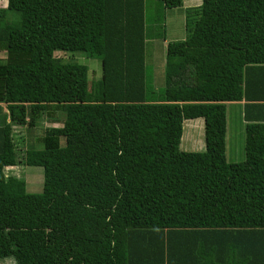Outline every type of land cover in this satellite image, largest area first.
<instances>
[{"label": "trees", "instance_id": "16d2710c", "mask_svg": "<svg viewBox=\"0 0 264 264\" xmlns=\"http://www.w3.org/2000/svg\"><path fill=\"white\" fill-rule=\"evenodd\" d=\"M145 6L7 0L0 8V260L182 264L231 247L234 261L264 264V0L188 8L186 39L166 48L162 89L152 71L148 83L147 47L165 37L148 32ZM58 50L99 57L102 77L91 85L88 66L60 62ZM243 100L251 123L245 160L234 163L226 103ZM59 106L61 122L50 116ZM45 116L62 126L20 155L13 127ZM200 118L206 151H182L185 121ZM19 165L44 169L41 193L6 175Z\"/></svg>", "mask_w": 264, "mask_h": 264}, {"label": "rangeland", "instance_id": "374dc122", "mask_svg": "<svg viewBox=\"0 0 264 264\" xmlns=\"http://www.w3.org/2000/svg\"><path fill=\"white\" fill-rule=\"evenodd\" d=\"M7 7V0H0V8ZM146 14V25L148 27V32H153L157 34V37L162 35L161 37L167 36L168 40H181L182 38H186L187 34L184 32L183 34L178 35V37H174L172 30L170 29L169 22L175 16L180 20V29L182 30V25L185 21V10L186 8H175V9H166L161 1L159 0H146L145 6ZM167 17V20H166ZM178 20V19H177ZM168 26V27H167ZM156 37V38H157ZM162 39L156 41L157 47L155 53L156 65L152 69L151 60L148 61L149 68H147L148 75V83L151 84V71H155L152 75V81L157 87L159 85L160 89L165 86V78L163 68L165 67V61L161 64V59L166 56V49L161 48ZM155 47V42L151 43V46ZM161 45V46H160ZM166 48V47H165ZM147 55L150 57V52L152 51L150 46L147 47ZM165 54H164V53ZM55 57L60 62L63 63H78L82 65H86L89 68V82L92 85L97 82L102 77V62L99 57H92L86 54L85 52H66L58 50L55 52ZM1 58V56H0ZM148 59V56H147ZM165 59V58H164ZM154 86V87H155ZM228 117H229V134H228V145L233 142L236 145H239L240 149H242L243 156L240 160L236 162H242L245 160V142H246V131L243 129L241 124L242 119H237V121L233 122L230 120V117L233 118L234 112L233 108L238 106L228 105ZM52 114V116H51ZM50 116L58 119V121H62L64 119V114L62 108L56 107L51 111ZM239 114H236L238 117ZM47 116L39 119L35 126L30 128L29 124H25L23 126L17 125L13 127V139L16 144V149L20 153V155H24L27 149L36 148L40 149L42 147L40 138L44 136V131L47 127H49L50 122L47 120ZM234 119V118H233ZM204 119H196V120H188L184 123V133L182 137V145L181 150L185 152H205L206 151V140H205V128ZM47 121V122H46ZM234 123V126H233ZM54 127H61V123L52 124ZM195 128V130H193ZM232 135V137H231ZM235 137V138H234ZM234 156L229 155L228 161L232 162ZM237 160V159H236ZM234 162V163H236ZM5 173L7 176H14L17 178H23L26 181L27 191L29 193H41L43 191L44 186V169L42 167H32L26 165H19L5 168ZM0 264H15L13 260L4 259L0 260Z\"/></svg>", "mask_w": 264, "mask_h": 264}, {"label": "crops", "instance_id": "0c3cea01", "mask_svg": "<svg viewBox=\"0 0 264 264\" xmlns=\"http://www.w3.org/2000/svg\"><path fill=\"white\" fill-rule=\"evenodd\" d=\"M203 4V0H183V7L181 8H197V7H200L201 5ZM187 10H185V13H186ZM186 18V16H185ZM178 19V20H177ZM166 20H167V17H166ZM169 26H170V29L172 30V33L174 35V37H178V35L180 34H183L184 32H186V19L183 23V27H182V30L180 29V20L179 18H176L175 16L172 18V20L169 22ZM168 27V26H167ZM187 37V36H186ZM186 38H182L181 40H185ZM156 41H159V39H156L153 41V44L155 42V47L153 48V45L151 46V52H150V57H149V60H151L152 64L151 67L153 70V68L155 67L154 65H156V61L157 59H155V53H156V50H157V47L159 45H157ZM162 41V46L161 48L163 49H166L167 48V45L170 41H174V40H168L167 39V36H165L164 39L161 40ZM176 41V40H175ZM166 47V48H165ZM164 53V52H163ZM165 54V53H164ZM165 57H163V59H161V64L164 63ZM165 71V67L163 68V72ZM153 72V71H152ZM156 73L155 71L153 72V74ZM165 75V74H164ZM228 105H233V106H238L237 109L236 108H233V118L230 117V120L233 122L234 121H237V119H242L241 121V124L243 126V129L246 131V126L251 123V121H247V118H246V114H245V105H246V101L243 100V101H237V102H227L226 103V110H227V133H226V157H227V160L229 158V155L231 156H234L235 158H233L232 162H236L238 160L241 159V157L243 156V152H242V149H240L239 145H236L235 142H233L232 144H230V146L228 145V134H229V117H228ZM3 107V110L4 112H7V108H6V105L5 104H2L1 105ZM253 110V109H252ZM260 111L258 110H253L252 112L250 111V116H257L259 115ZM236 114H239L238 117H236ZM201 119V118H200ZM48 122L52 123V121L50 119H47ZM192 121V120H190ZM47 122V121H46ZM187 122V121H185ZM202 122H204V128H205V121L203 120ZM54 124V123H52ZM50 124L49 127H54V125ZM56 124V123H55ZM233 126H234V123H233ZM47 127V128H49ZM193 130H195V128H193ZM232 137V135H231ZM235 138V137H234ZM182 145V144H181ZM237 159V160H236ZM23 179V178H22ZM231 247H224L222 249H219L220 252H224L226 253L225 255L223 256H218L216 254H208L206 255V257H201V258H192L193 260H184V262H182V264H259V263H254L250 260L245 258V256L242 254H237V257H235V261H234V257H230V254L232 251H231ZM237 251V250H236ZM239 252V251H237ZM240 255V256H239Z\"/></svg>", "mask_w": 264, "mask_h": 264}, {"label": "clouds", "instance_id": "9594fccd", "mask_svg": "<svg viewBox=\"0 0 264 264\" xmlns=\"http://www.w3.org/2000/svg\"><path fill=\"white\" fill-rule=\"evenodd\" d=\"M6 168H8V167H6Z\"/></svg>", "mask_w": 264, "mask_h": 264}]
</instances>
